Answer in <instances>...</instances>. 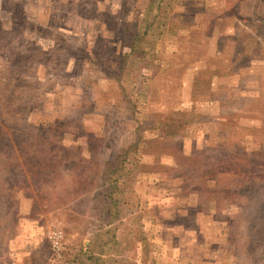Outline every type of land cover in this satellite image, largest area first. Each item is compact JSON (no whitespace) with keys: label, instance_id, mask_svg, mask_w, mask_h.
I'll list each match as a JSON object with an SVG mask.
<instances>
[{"label":"rangeland","instance_id":"rangeland-1","mask_svg":"<svg viewBox=\"0 0 264 264\" xmlns=\"http://www.w3.org/2000/svg\"><path fill=\"white\" fill-rule=\"evenodd\" d=\"M0 264H264V0H0Z\"/></svg>","mask_w":264,"mask_h":264},{"label":"built area","instance_id":"built-area-1","mask_svg":"<svg viewBox=\"0 0 264 264\" xmlns=\"http://www.w3.org/2000/svg\"><path fill=\"white\" fill-rule=\"evenodd\" d=\"M57 244H58V243H57V242H55V244H54V245H55V246H57Z\"/></svg>","mask_w":264,"mask_h":264}]
</instances>
